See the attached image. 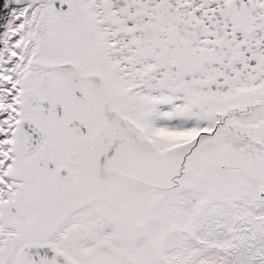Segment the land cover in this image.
<instances>
[{
	"label": "snow or ice",
	"instance_id": "obj_1",
	"mask_svg": "<svg viewBox=\"0 0 264 264\" xmlns=\"http://www.w3.org/2000/svg\"><path fill=\"white\" fill-rule=\"evenodd\" d=\"M0 264H264V0H0Z\"/></svg>",
	"mask_w": 264,
	"mask_h": 264
}]
</instances>
